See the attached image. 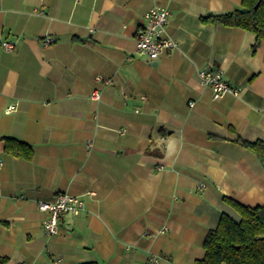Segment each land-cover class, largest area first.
<instances>
[{"label": "crops", "instance_id": "0c3cea01", "mask_svg": "<svg viewBox=\"0 0 264 264\" xmlns=\"http://www.w3.org/2000/svg\"><path fill=\"white\" fill-rule=\"evenodd\" d=\"M241 1L0 0L5 264H194L220 215L237 216L224 197L264 204V169L236 141H264V40L253 48V32L201 21ZM153 7L169 11L177 46L150 60L135 35ZM203 69L239 93L213 99ZM6 137L33 157L7 152ZM58 192L85 208L47 235L37 201Z\"/></svg>", "mask_w": 264, "mask_h": 264}, {"label": "trees", "instance_id": "16d2710c", "mask_svg": "<svg viewBox=\"0 0 264 264\" xmlns=\"http://www.w3.org/2000/svg\"><path fill=\"white\" fill-rule=\"evenodd\" d=\"M204 23L237 26L256 35L255 48L264 40V0H242L240 7L231 12L202 16ZM5 149L10 154L30 160L31 147L10 137L5 138ZM237 143L255 154L264 169V141L236 139ZM237 216L222 213L214 228L209 229L203 240L204 255L194 264H264V204L246 206L224 197ZM7 258L0 256V264Z\"/></svg>", "mask_w": 264, "mask_h": 264}, {"label": "built area", "instance_id": "2783aa9c", "mask_svg": "<svg viewBox=\"0 0 264 264\" xmlns=\"http://www.w3.org/2000/svg\"><path fill=\"white\" fill-rule=\"evenodd\" d=\"M39 13H43L39 11ZM169 11L160 7L150 8L145 14L144 19L146 24L140 28L135 35L137 51L146 55L150 60L157 59L161 54L176 48L177 43L172 38L165 36V28L169 19ZM53 38L47 35L43 39L44 44L53 42ZM5 50H11L13 44L4 41L1 43ZM200 83L211 89L212 98L218 99L226 93L237 95L239 88L229 85L223 78V71L221 69H203L199 71ZM95 80L101 81L103 77L97 75ZM93 100L100 99V93L93 90L90 93ZM192 102L190 103V105ZM12 107L6 110L10 111ZM91 144L88 141L87 147ZM200 188H204V184H199ZM92 194V193H91ZM50 200L40 199L37 201L38 210L45 213L42 227L47 235H54L59 231V220L64 214L77 215L85 208V201L79 195H73L67 192H58ZM166 227L160 229L162 233ZM159 256L150 255L144 264H158Z\"/></svg>", "mask_w": 264, "mask_h": 264}]
</instances>
